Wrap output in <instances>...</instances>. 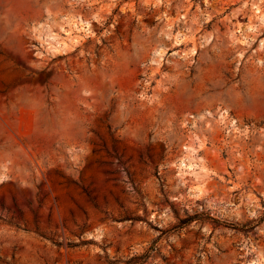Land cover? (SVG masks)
Wrapping results in <instances>:
<instances>
[{"label":"rangeland","instance_id":"obj_1","mask_svg":"<svg viewBox=\"0 0 264 264\" xmlns=\"http://www.w3.org/2000/svg\"><path fill=\"white\" fill-rule=\"evenodd\" d=\"M264 264V0H0V264Z\"/></svg>","mask_w":264,"mask_h":264},{"label":"bare ground","instance_id":"obj_2","mask_svg":"<svg viewBox=\"0 0 264 264\" xmlns=\"http://www.w3.org/2000/svg\"><path fill=\"white\" fill-rule=\"evenodd\" d=\"M249 264H257L256 262H251V263H249Z\"/></svg>","mask_w":264,"mask_h":264}]
</instances>
